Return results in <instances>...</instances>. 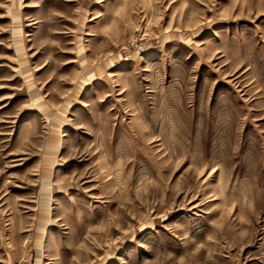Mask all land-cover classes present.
Here are the masks:
<instances>
[{
  "label": "rangeland",
  "instance_id": "obj_1",
  "mask_svg": "<svg viewBox=\"0 0 264 264\" xmlns=\"http://www.w3.org/2000/svg\"><path fill=\"white\" fill-rule=\"evenodd\" d=\"M0 264H264V0H0Z\"/></svg>",
  "mask_w": 264,
  "mask_h": 264
},
{
  "label": "built area",
  "instance_id": "obj_2",
  "mask_svg": "<svg viewBox=\"0 0 264 264\" xmlns=\"http://www.w3.org/2000/svg\"><path fill=\"white\" fill-rule=\"evenodd\" d=\"M144 50V48L143 47H139L138 48V51L140 52V51H143Z\"/></svg>",
  "mask_w": 264,
  "mask_h": 264
}]
</instances>
